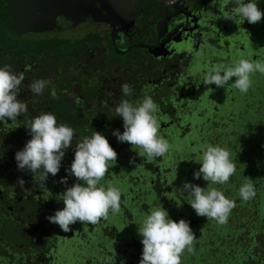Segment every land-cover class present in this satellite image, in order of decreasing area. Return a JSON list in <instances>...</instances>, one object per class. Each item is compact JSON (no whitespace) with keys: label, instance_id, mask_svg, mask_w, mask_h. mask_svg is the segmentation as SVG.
Here are the masks:
<instances>
[{"label":"flooded vegetation","instance_id":"af4514ba","mask_svg":"<svg viewBox=\"0 0 264 264\" xmlns=\"http://www.w3.org/2000/svg\"><path fill=\"white\" fill-rule=\"evenodd\" d=\"M257 4L264 12V0ZM231 7L229 0H116L114 7L94 3L65 13L53 4L43 11L35 0H0V67L24 72L18 99L28 107L15 124L0 122V264H139L137 224L159 203L196 236L194 252L185 250L181 264H264V75L251 77L246 94L200 81L216 63L264 61V18L237 25L220 16L219 9ZM35 79L51 81L41 95L27 87ZM125 83L134 89L131 97L121 91ZM145 95L159 106V134L170 144L152 161L113 135L124 131L114 107ZM48 112L73 128L74 137L44 188L18 169L15 154L31 139L27 122ZM95 131L117 152L100 184L118 187L121 210L95 225L77 222L65 233L46 217L64 207L59 195L76 182L65 171L74 145ZM209 143L226 148L237 168L227 184L213 185L235 201L224 224L197 216L176 190L185 181L207 187L193 173ZM237 158L251 163L252 173L246 176ZM66 176L67 185L60 183ZM248 178L255 196L243 202L238 189Z\"/></svg>","mask_w":264,"mask_h":264},{"label":"clouds","instance_id":"9594fccd","mask_svg":"<svg viewBox=\"0 0 264 264\" xmlns=\"http://www.w3.org/2000/svg\"><path fill=\"white\" fill-rule=\"evenodd\" d=\"M229 2L233 5L230 10L219 9L220 16L225 20L240 25L244 21L256 24L264 18V12L258 7L257 0ZM256 73L264 75V61L241 57L231 63L211 65L200 77V81L205 87L230 86L246 94L252 86L251 77ZM233 78L235 80L231 82ZM24 80V72L16 73L9 65L0 67V122L11 121L15 124L17 117L28 111L27 104L18 99ZM50 84V80L35 79L27 87L33 94L41 95ZM121 91L125 97H131L134 93L132 86L127 83L121 85ZM104 104L107 106L106 101ZM158 111L159 106L150 95L135 102L122 99L114 107V112L115 116L122 118L124 131L121 133L118 129L114 130L113 135L118 142L131 145V150L141 158L152 161L165 156L170 144L159 134ZM26 127L31 139L15 154V160L19 170L30 172L33 180H38L45 188L49 174L55 177L59 173L65 151L73 147L74 129L67 124L58 125L56 116L50 112L29 120ZM116 162L117 152L100 132L95 131L91 136L80 139L74 145V159L70 168L65 169L68 176L75 177L76 182L59 195L64 207L46 219L67 233L72 230L70 226L77 222L95 225L101 219H107L109 213H119L120 190L111 181L107 182L106 187L100 184L109 167ZM195 162L200 167L194 171V179L203 178L207 187L202 188L185 181L176 190L186 197L187 203L197 216L224 224L236 206L235 201L227 198L223 191L213 185L227 184L236 173L237 168L231 153L220 145L209 143L203 146ZM130 163L135 161L130 160ZM67 180V176L63 177L60 183L67 185ZM17 184L24 189L23 179H18ZM238 195L243 202L254 198L255 189L251 178L239 187ZM137 225V234L142 237L143 245L139 264H181V256L185 250L194 252L196 236L189 223L184 219L178 222L171 219L160 203L152 206ZM113 252L116 255L114 248Z\"/></svg>","mask_w":264,"mask_h":264},{"label":"water","instance_id":"95a60500","mask_svg":"<svg viewBox=\"0 0 264 264\" xmlns=\"http://www.w3.org/2000/svg\"><path fill=\"white\" fill-rule=\"evenodd\" d=\"M35 2L43 8V11L51 9V5L53 4L54 11L57 10L65 13L78 10V7L82 10L92 7L94 3L95 5L105 4L111 7H114V4L116 5V0H35Z\"/></svg>","mask_w":264,"mask_h":264},{"label":"rangeland","instance_id":"374dc122","mask_svg":"<svg viewBox=\"0 0 264 264\" xmlns=\"http://www.w3.org/2000/svg\"><path fill=\"white\" fill-rule=\"evenodd\" d=\"M262 92H264V89H263V91ZM255 94V93H254ZM263 95H264V93H263ZM237 107H239V106H237ZM237 160H238V163H239V168H240V170L241 169H245V167L247 166V174H246V176L247 175H249L250 173H252V172H250V170H249V167H250V165H251V163H248L247 161H246V163H244V162H242V164L239 162V159L237 158ZM243 165H244V167H243ZM254 166H252L254 169H256V168H258V169H260V167H257V166H260V163L259 162H255L254 164H253ZM254 169H252V170H254ZM253 179H252V183H253ZM230 185H231V183H230ZM239 196V195H238ZM241 200V199H240ZM256 201V199H254V202ZM262 201V200H261Z\"/></svg>","mask_w":264,"mask_h":264}]
</instances>
